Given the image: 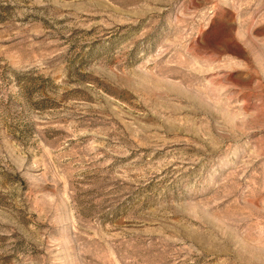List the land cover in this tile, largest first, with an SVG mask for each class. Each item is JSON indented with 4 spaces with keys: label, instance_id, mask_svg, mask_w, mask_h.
Returning <instances> with one entry per match:
<instances>
[{
    "label": "rangeland",
    "instance_id": "1",
    "mask_svg": "<svg viewBox=\"0 0 264 264\" xmlns=\"http://www.w3.org/2000/svg\"><path fill=\"white\" fill-rule=\"evenodd\" d=\"M0 264H264V0H0Z\"/></svg>",
    "mask_w": 264,
    "mask_h": 264
}]
</instances>
